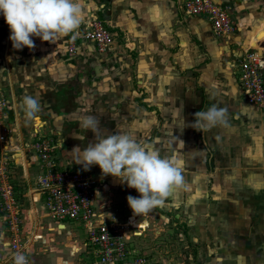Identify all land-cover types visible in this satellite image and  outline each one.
Segmentation results:
<instances>
[{"label":"crops","instance_id":"obj_1","mask_svg":"<svg viewBox=\"0 0 264 264\" xmlns=\"http://www.w3.org/2000/svg\"><path fill=\"white\" fill-rule=\"evenodd\" d=\"M182 1L79 0L84 20L75 33L51 43L32 37L35 47L20 50L0 15V91L11 104L6 121L14 129L1 154L10 160L19 206L17 233H9L0 209V264H12L14 238L27 242L31 264H82L74 251L88 254L82 235L52 220L44 207L38 158L28 147L36 124L59 142L61 165L101 175L93 200L104 219L134 215L127 196L139 197L136 189L103 175L98 165L85 170L69 153L95 142V133L80 127L87 116L97 117L102 133L118 126L161 156H175L184 177L185 187L141 215L140 228L131 229L132 248L167 263L138 238L148 229L154 238L177 231L185 248H205V257L197 253L202 264H264V108L247 101L237 76L251 47L264 54V0H216L232 20L227 35H216L204 16L186 15ZM90 21L113 34L104 52L82 37ZM72 36L75 54L68 52ZM25 96L39 101L34 118L25 116ZM213 104L228 110L227 126L193 128L194 113Z\"/></svg>","mask_w":264,"mask_h":264},{"label":"built area","instance_id":"obj_2","mask_svg":"<svg viewBox=\"0 0 264 264\" xmlns=\"http://www.w3.org/2000/svg\"><path fill=\"white\" fill-rule=\"evenodd\" d=\"M182 7L186 15L206 17L216 35H227L233 29L227 8L216 0H183ZM82 37L93 41L99 52L106 51L114 41L113 34L101 21H90ZM75 40L74 36L69 38V54L76 53ZM237 76L247 101L264 108V54L256 46L238 61ZM10 108L11 104L0 91V209L8 216L13 233H17L19 206L8 177L11 164L1 154L2 145L14 132L6 121ZM41 128L40 124L34 126L28 147L38 158L36 185L44 196V207L50 218L57 223L66 224L69 220L78 225L84 237L81 248L94 257L93 264H158L151 256L140 254L130 246L126 229H139L131 218L139 219L141 215L127 216L123 222L116 220L114 215L104 219L106 213L99 212L93 200L101 175L61 165L56 153L59 142ZM106 211H110V207ZM10 244L12 264L16 252L24 254L31 264L26 241L14 238Z\"/></svg>","mask_w":264,"mask_h":264},{"label":"clouds","instance_id":"obj_3","mask_svg":"<svg viewBox=\"0 0 264 264\" xmlns=\"http://www.w3.org/2000/svg\"><path fill=\"white\" fill-rule=\"evenodd\" d=\"M0 15L10 29L13 48L18 50L34 48L32 37L56 42L75 33L84 20L79 0H0ZM21 103L26 118H34L40 111L39 101L32 96L23 97ZM194 117L191 126L198 131L228 124V110L215 104L195 112ZM98 124L96 116L84 118L80 127L95 133V142L83 148L77 145L69 153L85 170L98 165L103 175H112L136 189L139 197L127 196L134 215L145 216L162 205L173 190L186 186L175 156H161L159 150L143 146L118 126L113 134L102 133ZM74 138L85 139L79 134ZM12 259L13 264H28L20 252Z\"/></svg>","mask_w":264,"mask_h":264},{"label":"rangeland","instance_id":"obj_4","mask_svg":"<svg viewBox=\"0 0 264 264\" xmlns=\"http://www.w3.org/2000/svg\"><path fill=\"white\" fill-rule=\"evenodd\" d=\"M4 214V213H3ZM8 223V229L9 233H13L10 229V220L6 214H4ZM127 218V217H126ZM126 218H123V221L126 220ZM131 220H134V223L137 226H140L139 224L143 223V219L140 217L139 219L131 218ZM123 222L122 220H120ZM141 221V222H140ZM66 224H69L71 228L76 231H74L78 235H82V232L79 228H77V224L67 220L65 221ZM133 228L129 227L126 229L127 233L130 235V240L135 237L134 233L132 232ZM140 231V230H139ZM153 230H147V233L145 232L144 234H147L145 237H139L138 241L140 242L141 245L145 247V249L151 250L155 249L156 252H151L152 254L157 253L158 255H162L163 259L168 261L167 263H158V264H202L200 261L197 260L198 256L197 253L200 250L202 254L205 257V248L202 245H198L196 247L191 248L192 252L190 251V248H185V246H182L180 242V238L177 237L176 234H178L177 231H172V232H167V231H161V235L159 237L154 238V234L152 233ZM18 232V231H17ZM15 233V232H14ZM81 238H84L83 236H80ZM76 238H78L76 236ZM133 241V240H132ZM179 241V242H177ZM77 248V247H75ZM143 250V249H142ZM76 255V261L78 262L79 259H84L85 261L82 264H93L92 262L94 261V257L88 253L85 255L84 252L79 253L78 251H74ZM73 255V256H75ZM70 257V256H69ZM79 264V263H77ZM81 264V263H80Z\"/></svg>","mask_w":264,"mask_h":264},{"label":"water","instance_id":"obj_5","mask_svg":"<svg viewBox=\"0 0 264 264\" xmlns=\"http://www.w3.org/2000/svg\"><path fill=\"white\" fill-rule=\"evenodd\" d=\"M62 147H64V145H62Z\"/></svg>","mask_w":264,"mask_h":264}]
</instances>
